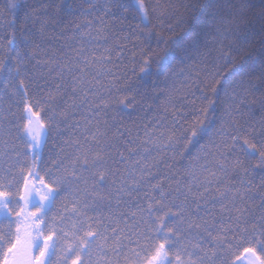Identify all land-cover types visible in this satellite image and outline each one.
I'll return each mask as SVG.
<instances>
[{"label":"trees","instance_id":"obj_1","mask_svg":"<svg viewBox=\"0 0 264 264\" xmlns=\"http://www.w3.org/2000/svg\"><path fill=\"white\" fill-rule=\"evenodd\" d=\"M20 2L28 7L48 2L57 8L48 10L47 27L43 35H38V21L25 23L23 11H5L8 0H0V62L5 69L0 74V179L10 180L15 176L20 180L19 167L27 165L30 168L33 163L30 148H26L20 138L25 114L21 101L23 93L18 89L19 81L23 80L30 102L40 105L42 119L46 113L52 115L53 110L57 113L55 119L59 126L54 131L49 126L51 135L37 163V172L46 182L60 175L58 162L67 165L79 154V148H87L91 140L86 137L97 128L107 134L109 143L114 145V154L118 149L133 162L149 156L140 145L150 138L153 143L144 145L151 149L150 159L141 160L149 164L153 173L149 179L153 183L161 179L165 188L181 200L187 195L190 210L199 203L200 209L192 216L193 221L201 224L207 221L212 236L220 233L227 237L217 249L218 242L207 232L193 228L181 235L183 246L191 252V245L199 243L208 253V264H220L222 259L226 264H234L254 236L264 230V169L254 167V161L237 150L222 146L230 143L227 136L221 139L219 135L222 112L217 109L216 113L210 112L209 117L204 118L200 110L206 104L199 97L201 90L212 95L206 85L216 72L215 57L221 50L229 51L239 43L244 31L250 29L256 33V42L248 50L258 51L259 23L253 13H239L234 5L238 6L240 0H144L150 9L153 26V39L145 43L142 32L135 27L139 17L135 13L134 0H118L126 10L112 6L117 0H91L95 7L90 6L89 0ZM252 3L259 4L260 0H252ZM65 5H71L70 13ZM39 15V11H33V17ZM193 38L197 51L185 56L182 49H191ZM161 40L167 42V47L158 44ZM105 47L111 53L110 63H94L86 68L80 64L74 68L75 75H80V68H84V78L92 81L95 89L89 91L86 98L79 91L73 93V76L65 75L61 79L57 75L60 67L81 58L99 57ZM34 50L41 63L26 59L27 74L23 70L18 77L13 74L10 83L9 71L17 62L15 53L27 58ZM249 62L247 55L236 57L237 67ZM108 68H111L110 73ZM49 69L52 70L50 74ZM99 72L106 74L101 76ZM253 85H259L256 77L245 78L237 87L236 111L226 118L229 122L225 127L230 134L236 131L257 142L264 136V91L255 90ZM97 91L98 94H94ZM101 95L107 98L108 107L96 115L99 112L96 103ZM201 121L206 133L201 132L202 147L197 153L191 144L185 148L183 141L189 130ZM117 130L119 135L112 139ZM169 136L181 142L177 145L181 151L174 153L165 147ZM154 144H159L160 148ZM237 160L247 172L235 166ZM221 165H224L223 171ZM9 166L11 172H8ZM211 173H215V179ZM205 178L213 182L205 184ZM61 191L64 196L57 201L53 215L57 223L62 222L67 228L73 222V199L82 193L67 185ZM149 191L145 186L136 199L145 200V193ZM237 208L246 210L240 227L247 231L236 227ZM229 224L231 229L224 232ZM132 241L124 242L123 252L129 247L136 248ZM210 249L216 251L215 256ZM119 259L123 264V256Z\"/></svg>","mask_w":264,"mask_h":264},{"label":"snow or ice","instance_id":"obj_2","mask_svg":"<svg viewBox=\"0 0 264 264\" xmlns=\"http://www.w3.org/2000/svg\"><path fill=\"white\" fill-rule=\"evenodd\" d=\"M89 3L91 7H95L91 0ZM135 5V13L139 17V24L135 27L142 32L143 41L147 43L153 39L150 9L144 0H135ZM112 6L126 10V6L119 4L118 0L117 4ZM64 7L70 13L71 5ZM234 7L241 14L252 12L258 20L259 49L255 53L248 50L256 42V33L249 29L241 34L239 43H235L231 50H221L218 53L214 63L216 72L212 75L211 82L206 85L212 95H206L201 90L199 98L206 107L201 108L200 111L204 118H208L210 112L216 113L217 109H220L222 115H220L219 135L221 139L227 136L230 142L222 146L237 150L247 159L254 161V167L264 169V136L259 141L253 142L247 137H242L239 132L233 131L230 134L225 127L229 122L226 118H230L236 111V90L245 78L256 77L259 85L252 87L264 91V0H260L259 4L252 3V0H240L239 5ZM56 8L57 5L48 2L28 7L20 0H8L5 11L13 13L17 10L23 11L25 23L38 21L37 34L43 35L48 24V10ZM33 11H39L40 15L33 17ZM159 43L167 47L166 41L161 40L158 41ZM196 45L197 42L193 38L192 48H183V54L188 56L190 52L197 51ZM242 54L247 55L250 62L237 67L236 57ZM15 56L17 62L9 71L10 83L13 74L18 77L22 70L27 74L26 59H35L37 64L41 63L37 59L38 52L35 50L27 58L19 52H16ZM110 62L111 53L105 47L104 53L99 57L81 58L71 65L61 66L57 75L61 79L65 75H72V92L79 91L86 98L88 92L95 89V85L84 78V68H80V75L74 74V68L79 67L80 64L86 68L90 64ZM147 63L148 61H145V64ZM4 71L3 62H0V74ZM48 71L50 74L52 70ZM110 72L111 68H108V73ZM39 74L43 75V73ZM105 74V72L98 73L101 76ZM23 84L24 81L20 80L18 91L23 93L21 101L25 114L23 116L25 122L20 127L22 133L20 138L26 148L32 149L33 163L30 168L27 165L19 167L20 180H16L15 176L10 180L0 179V264H121L119 259L121 256H123V264H208L206 260L208 253L200 247V244L191 245L193 251L189 252L183 246L181 235L193 228L202 229L212 240L218 242L217 249L227 237L220 233L212 236L209 231L211 225L207 221L203 224L193 221L192 216L200 209L199 203L196 204L195 209L190 210L187 195L181 200L165 188L161 179L157 178L154 183L149 179L153 173L149 164L141 163V160L150 159L151 149L144 147L153 143L150 138L142 141L140 145L149 156L135 159L133 162L131 157H126L118 149L114 154V145L109 143L107 134L97 128L95 133L86 137L91 143L86 149L79 148V154L74 156L69 164L65 165L63 161L57 163L60 175L46 182L38 172H35V161L51 135L49 126L54 131L59 125L55 119L57 115L55 110L52 115L46 113L42 119L39 103L34 105L30 102L27 96L28 90ZM57 90L59 91V88ZM105 90L110 91V88ZM94 94H98V91ZM96 107L99 109L96 115L104 112L108 107L107 98L101 95ZM104 123L106 124L107 121ZM201 132L206 133L202 121L189 130V135L183 141L184 147L191 144L199 153L202 147ZM118 135L117 130L112 134V139L117 138ZM179 143L181 142L169 136L165 147L175 153L182 150L177 148ZM154 147L159 149L160 145L154 144ZM130 151L135 150L130 149ZM240 165L241 161L237 160L235 166L240 171H248ZM220 167L223 171L224 165ZM11 171L12 168L9 166L8 172ZM211 176L215 179V173H211ZM30 177L33 178L29 179ZM212 182V179L205 178V184ZM65 185L82 193L73 199L71 209L73 222L67 228L62 222L57 223V217L53 215L57 201L64 196L61 189ZM145 186L150 189L145 193L147 198L143 201L136 199ZM221 196H226V193H221ZM235 210L238 213L235 217L237 229L247 231V228L240 227L246 210L240 208ZM60 219L63 221L62 215ZM129 220L132 221L131 224ZM121 224L124 225L123 228ZM231 227V224L224 227V232H228ZM128 229L131 230L130 233ZM132 236H135L134 241ZM126 240L134 242L136 248L129 247L127 252H123ZM210 251L213 256L216 255L215 250L210 249ZM243 253L249 258L248 264H264V230L254 236L250 246L243 249ZM220 264H226V261L222 259Z\"/></svg>","mask_w":264,"mask_h":264},{"label":"rangeland","instance_id":"obj_3","mask_svg":"<svg viewBox=\"0 0 264 264\" xmlns=\"http://www.w3.org/2000/svg\"><path fill=\"white\" fill-rule=\"evenodd\" d=\"M134 2H135V0H134ZM43 149V148H42ZM42 149H41V151H40V156H39V158L35 161V163H36V167H35V172H37V163H38V161L40 160V157H41V154H42ZM32 152V149H30V153ZM31 157H32V155H31ZM32 160H33V157H32ZM33 177H30L29 179H32ZM23 203V202H22ZM241 258L240 259H236L235 260V262H234V264H248V257L247 256H245L244 255V253L240 256Z\"/></svg>","mask_w":264,"mask_h":264}]
</instances>
